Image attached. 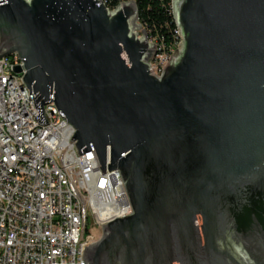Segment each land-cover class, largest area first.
<instances>
[{"label":"water","instance_id":"water-1","mask_svg":"<svg viewBox=\"0 0 264 264\" xmlns=\"http://www.w3.org/2000/svg\"><path fill=\"white\" fill-rule=\"evenodd\" d=\"M179 47L156 76L132 0H0L37 114L52 101L117 169L130 213L100 226L82 264H264V0H171Z\"/></svg>","mask_w":264,"mask_h":264},{"label":"built area","instance_id":"built-area-1","mask_svg":"<svg viewBox=\"0 0 264 264\" xmlns=\"http://www.w3.org/2000/svg\"><path fill=\"white\" fill-rule=\"evenodd\" d=\"M125 1L101 0L107 10ZM174 32L167 47L146 33L149 73L158 76L179 47L176 24ZM21 64L15 52L0 56V264H82L83 247L95 241L87 214L100 227L130 206L118 170L100 174L94 149L76 153L74 129L52 101L41 104L45 124L33 119L23 71L10 68Z\"/></svg>","mask_w":264,"mask_h":264},{"label":"trees","instance_id":"trees-1","mask_svg":"<svg viewBox=\"0 0 264 264\" xmlns=\"http://www.w3.org/2000/svg\"><path fill=\"white\" fill-rule=\"evenodd\" d=\"M117 1L125 0H110L107 5H113ZM133 1L136 5L137 20L146 33L157 40L160 39L165 47L170 46L175 37V24L170 9L171 0Z\"/></svg>","mask_w":264,"mask_h":264},{"label":"rangeland","instance_id":"rangeland-1","mask_svg":"<svg viewBox=\"0 0 264 264\" xmlns=\"http://www.w3.org/2000/svg\"><path fill=\"white\" fill-rule=\"evenodd\" d=\"M136 23L138 24L139 22L136 21ZM140 29H143V28L140 26V28L134 29V33H136L137 37L141 36ZM85 229L87 232L92 234V236L94 237V240L98 238L99 233H100V227L98 225L93 224L92 218L89 214H87V217H86Z\"/></svg>","mask_w":264,"mask_h":264}]
</instances>
